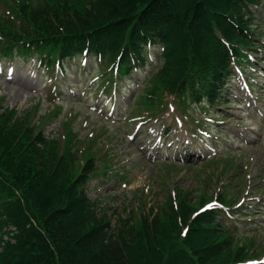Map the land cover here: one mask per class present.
<instances>
[{
  "label": "trees",
  "instance_id": "16d2710c",
  "mask_svg": "<svg viewBox=\"0 0 264 264\" xmlns=\"http://www.w3.org/2000/svg\"><path fill=\"white\" fill-rule=\"evenodd\" d=\"M260 3L0 0V55L37 54L62 67L85 53L106 64L116 84L146 63L147 46L155 44L160 62L144 104L170 93L183 109L214 106L230 95L233 66L260 60L243 50H256L253 9ZM33 114L0 105V264H235L251 257L248 244H235L216 221V210L198 211L213 194L195 204L179 192L176 203L169 196L147 212L125 206L109 213V204L87 194L92 153L76 148L70 130L60 146Z\"/></svg>",
  "mask_w": 264,
  "mask_h": 264
},
{
  "label": "rangeland",
  "instance_id": "374dc122",
  "mask_svg": "<svg viewBox=\"0 0 264 264\" xmlns=\"http://www.w3.org/2000/svg\"><path fill=\"white\" fill-rule=\"evenodd\" d=\"M261 3L264 6V0ZM261 12L264 15V10ZM260 26L258 33L264 44V18ZM157 50L156 45L148 47L150 59L130 79L119 81V93L97 86L101 76H92L104 69L93 58H82L85 72L78 66L80 59L66 63L64 74L56 66L47 71L33 57L1 59L4 71L0 73V105L17 111L36 108L43 116L39 123L45 128L44 134L59 140L60 146L67 144L68 133L60 126L66 122L75 140L97 136L95 148L88 147L93 156L99 147L112 149L115 156L108 153L105 157L110 162L116 160V171L125 179H118L112 168L109 183H99L100 176H90L91 198L107 194L102 202L121 208L130 206L140 214L147 212L149 205H160L178 189L187 191L189 201L196 200L195 204L202 194L209 197L224 191L227 200L233 194V203L222 207L232 214L219 212L217 220L228 229L237 228L235 244L252 241V247L256 244L260 250L264 246V230L259 228L264 223V61L246 74L236 73L229 82V103L226 100L215 108L192 106L186 117L169 108L157 122L142 121L141 115L147 118L146 113L142 114L146 106L142 86L157 64ZM8 65L15 73L12 80L6 71ZM250 75H255L254 83L249 81ZM244 79L253 85L251 91ZM18 81L30 82L32 89L16 96ZM166 97L169 102L174 96ZM59 107L58 115L48 123L47 112ZM80 146L77 148L83 153L84 145ZM213 200L208 201L214 204ZM256 259L264 264V247Z\"/></svg>",
  "mask_w": 264,
  "mask_h": 264
},
{
  "label": "bare ground",
  "instance_id": "6f19581e",
  "mask_svg": "<svg viewBox=\"0 0 264 264\" xmlns=\"http://www.w3.org/2000/svg\"><path fill=\"white\" fill-rule=\"evenodd\" d=\"M11 80H12V79H11ZM17 80H19V79L17 78ZM17 84H18V85H17L16 90H15V92H14V94H15L16 96H19V95H21L23 92H26L27 90L32 89V85H31L30 82H27V81H18Z\"/></svg>",
  "mask_w": 264,
  "mask_h": 264
},
{
  "label": "snow or ice",
  "instance_id": "6c2138e0",
  "mask_svg": "<svg viewBox=\"0 0 264 264\" xmlns=\"http://www.w3.org/2000/svg\"><path fill=\"white\" fill-rule=\"evenodd\" d=\"M213 205H208L209 208H211ZM201 211H203V209H201ZM187 231V229L185 230V232Z\"/></svg>",
  "mask_w": 264,
  "mask_h": 264
}]
</instances>
